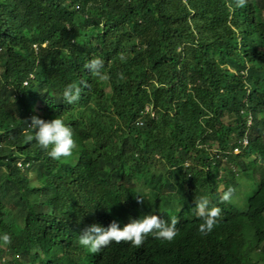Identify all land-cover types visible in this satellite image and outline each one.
Masks as SVG:
<instances>
[{"label": "trees", "instance_id": "1", "mask_svg": "<svg viewBox=\"0 0 264 264\" xmlns=\"http://www.w3.org/2000/svg\"><path fill=\"white\" fill-rule=\"evenodd\" d=\"M231 2L0 0V264H264V0ZM93 57L109 82L84 67ZM61 115L78 147L56 160L24 121ZM229 187L253 189L245 211L221 202ZM202 195L222 209L207 236ZM149 214L176 217L179 235L96 254L78 243Z\"/></svg>", "mask_w": 264, "mask_h": 264}, {"label": "clouds", "instance_id": "2", "mask_svg": "<svg viewBox=\"0 0 264 264\" xmlns=\"http://www.w3.org/2000/svg\"><path fill=\"white\" fill-rule=\"evenodd\" d=\"M248 2L249 0H232L228 6L231 8L234 4L235 8H245ZM120 59L122 61L125 59L123 53L120 54ZM84 67L90 71L92 77L99 81L109 82L111 80V76L105 71V63L100 57L91 58ZM117 75L119 79H124L123 73H118ZM81 83L84 87L88 86L87 82L82 81ZM25 85H27L26 82ZM81 93L82 87L80 84L71 83L65 87L63 97L67 104L72 105L81 99ZM146 112L154 117L150 107L146 108ZM247 121V126L250 127L252 125V117L249 116ZM24 124L26 125L27 141L32 142L34 140L53 159L70 158L78 147L74 129L65 123L63 115L50 121L33 116L30 118V123L26 120ZM241 143L243 148H246L249 145V139L245 136ZM241 151L242 147L237 146L233 152L239 154ZM18 166L26 169L29 164H23L20 161ZM235 191L234 188L229 187L223 192L220 198L221 202H232ZM137 197L138 203L144 202V197ZM194 203L195 215L202 220L199 224V233L202 236H207L219 223L222 209L214 205L207 195L196 197ZM178 223L179 220L176 217H172L169 222L166 219H162L159 215L149 214L142 216L140 219H131L123 228L115 220L108 227L93 224L86 227L79 234L78 243L90 253L96 254L113 243H127L133 247H141L149 235L154 236L158 240L172 242L179 235ZM0 241L5 245L11 244V235L9 233L0 235Z\"/></svg>", "mask_w": 264, "mask_h": 264}, {"label": "rangeland", "instance_id": "3", "mask_svg": "<svg viewBox=\"0 0 264 264\" xmlns=\"http://www.w3.org/2000/svg\"><path fill=\"white\" fill-rule=\"evenodd\" d=\"M37 109H39V104H38V106H37ZM238 169V167H236V171L238 172V173H241V171ZM246 175V174H245ZM239 176H241V174H239ZM243 176V175H242ZM247 178V177H246ZM248 179V178H247ZM240 182L244 185V186H246L247 184V180H245L244 178H242L241 180H240ZM138 183V182H137ZM220 189H221V191H223L224 190V185H220ZM243 190H241V191H236V193H235V196H234V198H233V200H232V202H231V204L232 205H234V206H236L238 209H240V210H243V211H245L246 209H247V207H248V199H249V195L250 194H252V192H253V189H251V191H249L248 193L247 192H245V191H243ZM180 208V207H179ZM5 244H3V242H2V244L0 245V247H2V248H5Z\"/></svg>", "mask_w": 264, "mask_h": 264}, {"label": "built area", "instance_id": "4", "mask_svg": "<svg viewBox=\"0 0 264 264\" xmlns=\"http://www.w3.org/2000/svg\"><path fill=\"white\" fill-rule=\"evenodd\" d=\"M21 165V164H20Z\"/></svg>", "mask_w": 264, "mask_h": 264}]
</instances>
